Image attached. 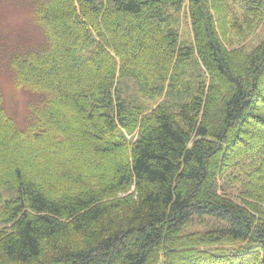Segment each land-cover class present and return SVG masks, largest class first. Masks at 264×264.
Returning <instances> with one entry per match:
<instances>
[{
	"label": "trees",
	"instance_id": "16d2710c",
	"mask_svg": "<svg viewBox=\"0 0 264 264\" xmlns=\"http://www.w3.org/2000/svg\"><path fill=\"white\" fill-rule=\"evenodd\" d=\"M34 23L22 126L0 90V264H264V0H36Z\"/></svg>",
	"mask_w": 264,
	"mask_h": 264
},
{
	"label": "rangeland",
	"instance_id": "374dc122",
	"mask_svg": "<svg viewBox=\"0 0 264 264\" xmlns=\"http://www.w3.org/2000/svg\"><path fill=\"white\" fill-rule=\"evenodd\" d=\"M35 3L36 0H0V90L3 94L7 113L17 120L20 126H22L26 113V104L33 102V98L13 85V78L8 71V59L12 53L19 54L29 50H37L44 44L41 32L34 23ZM228 8V16L225 18L228 43H232V48H254L258 41V30L255 29V23L250 27L252 32L246 31L244 38H242L243 40L238 39L230 26L233 21L238 19L242 22L245 16L242 15L240 8L233 4H229ZM186 9L180 13V25H178L177 30L180 35V41L189 44L192 42L193 35L190 30V21L188 16H186ZM261 36L264 37V33ZM261 41L259 40V42ZM133 86V84L128 82L125 89L131 97L136 92ZM262 93L264 95V87L262 88ZM162 101L163 99H159L154 102H148L147 105L154 107ZM255 143V140L251 141V145ZM15 194L16 192L13 189H0L2 200L9 199ZM2 227L0 225V229Z\"/></svg>",
	"mask_w": 264,
	"mask_h": 264
}]
</instances>
